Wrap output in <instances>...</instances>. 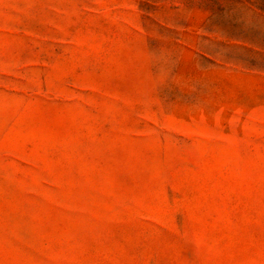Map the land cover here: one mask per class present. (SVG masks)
<instances>
[{"label": "rangeland", "instance_id": "obj_1", "mask_svg": "<svg viewBox=\"0 0 264 264\" xmlns=\"http://www.w3.org/2000/svg\"><path fill=\"white\" fill-rule=\"evenodd\" d=\"M0 264H264V0H0Z\"/></svg>", "mask_w": 264, "mask_h": 264}]
</instances>
